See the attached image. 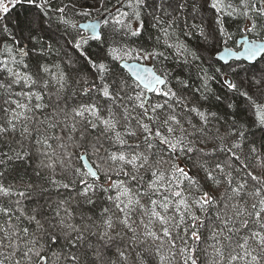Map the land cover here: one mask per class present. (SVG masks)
Wrapping results in <instances>:
<instances>
[{"label":"snow or ice","instance_id":"obj_1","mask_svg":"<svg viewBox=\"0 0 264 264\" xmlns=\"http://www.w3.org/2000/svg\"><path fill=\"white\" fill-rule=\"evenodd\" d=\"M0 264H264V0H0Z\"/></svg>","mask_w":264,"mask_h":264},{"label":"water","instance_id":"obj_2","mask_svg":"<svg viewBox=\"0 0 264 264\" xmlns=\"http://www.w3.org/2000/svg\"><path fill=\"white\" fill-rule=\"evenodd\" d=\"M85 163H88V161L86 160Z\"/></svg>","mask_w":264,"mask_h":264}]
</instances>
